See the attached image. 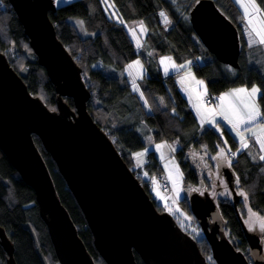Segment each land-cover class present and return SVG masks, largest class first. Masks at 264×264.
Segmentation results:
<instances>
[{
  "label": "trees",
  "instance_id": "16d2710c",
  "mask_svg": "<svg viewBox=\"0 0 264 264\" xmlns=\"http://www.w3.org/2000/svg\"><path fill=\"white\" fill-rule=\"evenodd\" d=\"M112 1L121 15L118 20L108 16L101 0H71L56 5L55 10L49 12L58 38L81 67L83 79L90 91L87 108L93 120L113 141L158 211L163 210L149 184L153 174L161 169V164L151 149L145 154L147 161L142 160L136 166L133 157V152L146 146L143 126L149 130L154 142L173 141L178 144L175 156L182 170L184 190L192 182H207L205 171L202 170L205 164L203 159L211 164L210 155L213 154L214 162L217 159L221 162L222 158L217 154L221 149L226 152L235 150L231 167L236 178L239 177L240 186L249 190L247 208L264 215V161L258 159L250 144L247 148H239L240 151L237 152L236 139L221 121L220 131L215 126L201 129V120L189 95L183 91L178 81L180 75L163 77L158 64L162 57L168 56L179 66L184 65L180 67L181 71L189 65L196 76L203 77L209 94H219L238 85L253 84L264 93V45L258 43L257 46H248L242 32L241 10L236 2L213 0L238 30L239 66L233 68L218 61L193 30L188 16L197 0ZM255 1L264 13V0ZM162 11L169 21L167 24L164 23V17L160 16ZM179 11L184 17L179 15ZM68 16H76L82 20L81 31L73 22L67 20ZM133 20L142 21L145 29L141 31L139 47L134 44L125 26L126 22ZM145 47L151 50L148 53L150 62L143 54ZM0 50L22 77L29 91L39 96L49 108H55L56 93L53 84L44 67L37 62L23 26L8 0H0ZM253 52L261 55V58L257 57L258 62L255 61ZM137 57L146 68L136 80L139 90L134 89L124 70L125 65ZM193 59L196 63L191 64ZM97 60L113 66L112 74L107 75L99 67L93 66ZM63 98L74 108L71 97ZM214 101L216 97L211 102L215 103ZM258 103L264 113V97ZM32 138L48 168L57 195L94 263L106 264L97 252L91 230L55 162L44 149L40 138L36 134H32ZM227 145L229 148H226ZM183 199L189 208L187 196ZM215 199L222 217L227 221L228 236L230 234L236 239V248L243 250L249 259L242 224L232 200L226 196H217ZM0 224L13 242L17 264H58L47 227L39 216L34 191L21 179L1 150ZM262 232L264 238V231ZM197 243L200 251L207 257L210 253L208 242L202 237ZM134 254L137 264H144L139 255L136 252ZM5 259L6 253L0 245V264H6ZM210 264L216 263L211 260Z\"/></svg>",
  "mask_w": 264,
  "mask_h": 264
},
{
  "label": "water",
  "instance_id": "95a60500",
  "mask_svg": "<svg viewBox=\"0 0 264 264\" xmlns=\"http://www.w3.org/2000/svg\"><path fill=\"white\" fill-rule=\"evenodd\" d=\"M28 37L37 62L56 93L49 108L31 93L0 50V150L35 195L60 264H95L61 203L48 168L35 145L36 134L55 162L91 230L93 244L106 264H210L197 242L166 211H158L127 166L113 141L87 108L90 91L81 67L58 38L49 17L54 0H8ZM189 22L218 61L239 66L240 42L234 23L213 0H197ZM168 57V56H164ZM162 57V58H164ZM158 62L163 77L181 72L171 61ZM173 63L176 67H173ZM167 69V71L165 70ZM71 97L74 108L64 100ZM224 164L218 161V167ZM229 173L234 187V171ZM236 193V191H235ZM189 206L208 241L216 264H264L263 232L249 230L240 216L249 259L227 236V221L205 189L188 192ZM238 213L237 200L233 196ZM0 245L6 264H17L14 245L0 224Z\"/></svg>",
  "mask_w": 264,
  "mask_h": 264
},
{
  "label": "rangeland",
  "instance_id": "374dc122",
  "mask_svg": "<svg viewBox=\"0 0 264 264\" xmlns=\"http://www.w3.org/2000/svg\"><path fill=\"white\" fill-rule=\"evenodd\" d=\"M54 1H55L56 5L64 4V1H62V0H54ZM69 1H71V0H69ZM234 1L236 2L239 9L241 10L242 22L244 23L243 28H242V32L245 36V39L247 41L248 46H250V43H249L250 35H249V33L251 32L253 27L257 28L258 30L264 28V13L256 1H255V3H256V6L259 8V11H255L253 9L252 5L249 3V0H243V5L241 3H237V0H234ZM101 2L104 6L105 12L108 14L109 17L114 18L116 20H118L121 17V15L116 10L112 0H101ZM245 7H247V10H248L247 15L245 14ZM179 15L181 17H184L180 11H179ZM184 19L186 20V18H184ZM67 20L73 22L76 25V27L81 31L82 20L79 17L68 16ZM125 26L127 27V30L129 32L134 44L137 46V41H139V44H140V40L142 38V33H141L142 28L140 26V22L133 20L130 22H126ZM251 38L258 41V37L255 36L254 32H251ZM251 45L257 46L258 42L252 43ZM148 53H151V50L148 47H145L143 50V54H144L145 58L147 59V61L150 62L151 59H150ZM253 54H255V56H256L255 61L258 62L257 57L261 58V55H256L255 52H253ZM242 56L245 57V54H243ZM137 60L140 61V66H134L133 68L130 69L128 67V65L133 64V62L137 61ZM93 66L99 67L107 75H111L112 70L114 69L113 66L107 65V64L101 62L100 60L95 61L93 63ZM186 68L192 70V67H190L189 65ZM124 70H125L126 75L129 77L131 83L133 84V81H135V85H136V80L142 76V74L146 71V68L143 67L140 58L137 57V58L131 60L129 63H127L124 67ZM180 73H177L176 75H178ZM188 75L189 74H186V73L183 74V76L185 78H187ZM192 75H194V77H197L196 74H194L193 72H192ZM184 77L180 78L181 81L178 80L183 88H184L183 82H185ZM200 78H203V77H200ZM253 85L257 86L256 84H253ZM253 85H251V86L238 85V86H241L242 88H251ZM196 88H197V86H192V89H196ZM185 91L187 92L186 89H185ZM187 94L189 95L188 92H187ZM189 98H190V95H189ZM208 98H209V89H208V91H206V93L204 92V93L198 95V100H199V102L203 103V106H204L203 108L209 112H214V110H211V108H210V104L212 102L209 101L208 103H210V104L207 103L206 99H208ZM212 116H213L212 119H207V121L216 120L217 116H214V115H212ZM209 124H211V123H209ZM204 127L205 126L203 124L201 129H203ZM230 131H231V129H230ZM143 136H144V140L146 141V138H147L146 134L143 133ZM174 143L175 142H173V141H169V142L161 141L160 142L161 145H163L164 147H167L168 150L171 152H172L173 145L175 146ZM249 144L253 147V149H254V151H255L258 159H259V157H260L259 153L257 152V150L255 149V147L252 145L251 142ZM176 145H178V144H176ZM177 148H178V146L175 148L173 154H171V153L164 154L163 153L161 155V160H163L160 162L161 169L153 174V176L151 177V181H150L149 185H150V189L152 191V194H154L159 201V204H160L159 206H160L161 210L169 212L174 217L177 225H179V227L182 230L189 233L192 236V238L197 242V240L199 241L201 239V235L203 233L200 230V227H199V225L195 219L196 217L192 214L191 209H189L190 207L188 208L187 204L185 203V201L183 199V197L185 195L183 193L184 188L182 185V177H183L182 176V170L180 168L178 158H176V156H175V151L177 150ZM226 148H229V146L227 145ZM140 151L142 153L144 152V150H140ZM141 152H139V153H141ZM230 152L235 153L234 151L226 152L224 150V153H225L227 159H224V161H223V158H222L221 162H223L226 166H228V160L232 161V159L235 156V155L231 154ZM217 154H219V153H217ZM136 158H138V157L136 156ZM141 158L145 161H147V159H148L147 156H144V155ZM210 159L212 160L211 164L209 162L207 163L203 159L204 163L208 164V167L205 169V172L207 169H210L212 166L214 169H215V167L216 168L218 167L217 162L216 163L214 162V155L213 154L210 155ZM214 163H215V165H214ZM224 164H221V166L218 169L214 170L215 171L214 173H216L215 179L217 180V183L222 187V190L219 189L217 191L216 190L217 187L214 184H210L209 186H207L208 192L211 195H213V197H215V198L217 195L220 198H222V196H220L219 193H223L222 195H225L226 197H229V195H230V193L228 192L230 190L228 189L227 184H226L225 180L223 179V176L217 174V173H219L218 170L222 169ZM133 167H135V166H133ZM230 168L232 169V167H230ZM234 174H235V172H234ZM205 176H206L207 183L211 182V179H209L210 177H209L207 172L205 173ZM234 179H235L234 187H237L236 189H237L238 194L241 192V190L247 194L249 192V190H247L244 187H241L240 184L236 183V174L234 176ZM185 190L188 192L190 189H185ZM238 202H241L242 204L241 203H240V205L237 204V209L239 208L237 215L240 214L245 226L247 228H250V225H251L252 229L259 227V223L257 222V218L252 214V212H254V211L248 209L247 205L245 204L246 202H248V199H245L244 196L239 195ZM254 213H257V211ZM238 218H239V216H238ZM227 236H228V231H227ZM228 237L233 244L236 242V239L234 237L230 236V234ZM234 246H235V244H234ZM210 258L211 257H210V253H209V255L207 256V261L209 263L211 261ZM58 264H60L59 261H58Z\"/></svg>",
  "mask_w": 264,
  "mask_h": 264
},
{
  "label": "snow or ice",
  "instance_id": "6c2138e0",
  "mask_svg": "<svg viewBox=\"0 0 264 264\" xmlns=\"http://www.w3.org/2000/svg\"><path fill=\"white\" fill-rule=\"evenodd\" d=\"M237 3H241L243 5V0H237ZM249 3L252 5L253 9L255 11H259V8L256 6L255 0H249ZM248 10L247 7H245V14L247 15ZM160 16L164 17V23H169L166 14L162 11L160 12ZM140 26L142 30H145L143 28V22H140ZM251 32L255 33V36L258 37V41L251 38ZM250 35V45L252 43L258 42L261 45H264V28L257 29L255 27L252 28ZM138 47L139 41H137ZM165 61H171V57H164L162 58V63ZM134 66H140V61H134L133 64H129L128 67L131 69ZM173 67H176V65L173 63ZM179 67H184V65H180ZM167 71V69H165ZM198 84H203V81H197ZM134 89L139 90L138 86L135 85V81H133ZM141 97H143V93H140ZM264 97V93H261V90L253 85L251 88H237L232 89L228 93L222 94L219 99L224 102L227 101V105L225 106L223 103L220 105L221 112L220 115L222 116L223 120L226 121L228 124L231 125L232 130L236 132L237 136L240 137L241 141V148H247L248 142L247 138L245 137L244 133L240 131L241 126L245 125H253L257 120H260L264 118V113L261 111V107L258 103V100L260 98ZM203 122V121H202ZM208 123L213 124L218 131H220V122L215 120L207 121ZM261 130H264V123H261L259 125ZM251 128L245 127L244 132H250ZM255 136V133H253ZM257 142L260 144L261 151L264 152V139H261L260 137H257ZM163 145H156L157 149L161 148ZM240 149H237V152H239ZM236 153H233L235 155ZM137 157H142L144 153H136ZM221 156V158L227 159L224 149L220 150V153L218 154ZM215 159V157H214ZM261 161H264V155H261L259 157ZM228 166L231 167V160H228ZM236 183L239 184V177L236 178ZM193 191H200L199 189H193ZM201 194H203L201 192ZM239 195L244 196L245 199H247V194L244 193L242 190L239 193ZM255 216L256 214L253 213ZM257 222L259 223V227L261 231H264V217H257ZM251 229V225L250 228ZM195 231V230H194ZM211 259V258H210Z\"/></svg>",
  "mask_w": 264,
  "mask_h": 264
},
{
  "label": "crops",
  "instance_id": "0c3cea01",
  "mask_svg": "<svg viewBox=\"0 0 264 264\" xmlns=\"http://www.w3.org/2000/svg\"><path fill=\"white\" fill-rule=\"evenodd\" d=\"M62 1H64V3H65V2H67L69 0H62ZM242 24L244 25L243 22H242ZM192 72H193L192 70L186 68L184 71H181V74H179V75H180V78H183L184 77L183 76L184 73L189 74L187 76V78L184 77V79H185V82H183L184 83V88L187 90V92L190 95V101H191V103L193 105V108L195 109L196 113L198 114L199 119L201 120V126L203 124H204L205 127L206 126H214L213 124H209L206 121H207V119H212V117H213L212 115L217 116L215 121H221L224 125H226L228 128L231 129V134L236 139L238 148H241L240 137L237 136L236 132L232 130L231 125L228 124L226 121H224L222 116L220 115V112H221L220 105L223 103L226 106L227 105V101L222 102L219 99V97L222 94H224V93L230 92V90H232V89L242 88L241 87L242 85L225 89L222 92H220L219 94L217 93L216 101H214L215 103L210 104V108H211V110H214V112H209V111H207L206 109L203 108L204 107L203 103L199 102V100H198V95L199 94H202L204 92L206 93V91H208L207 84H206V82H205V80L203 78H200L199 76L194 77V75H192ZM197 81H203L204 83L203 84H198ZM192 86H197V88L196 89H192ZM184 88H183V91L187 94V92L185 91ZM261 123H264L263 119L257 120L253 125H245V126H241V128H240V131L243 132L245 137L247 138L248 144L251 142L254 145L255 149L257 150V152L259 153L260 156L264 155V152L261 151L260 144L257 142L256 138L260 137L261 139H264V130H261L260 127H259V125ZM245 127L251 128V131L250 132H244V128ZM142 132L145 133L146 136H147L146 141H145V145L146 146H145V148H142V150H144V152H143L144 156H145L146 152L149 149H151L153 151L154 155L158 158L159 162L163 161V160H161V155L163 153L164 154H169V153L173 154L175 148L178 146V145H176L177 143L175 142L174 143L175 146L173 145L172 152L169 151L168 148L164 147V146H162L161 148L157 149L156 145H161L160 144L161 141L160 142H154L152 140V137H151V134H150L149 130H147L145 126L142 127ZM253 133H255V136L253 135ZM139 152H141V151L137 150V151L133 152V157H134L135 163H136L135 166L138 165L139 163H141L142 160H143L141 157L136 158L135 154L139 153ZM234 152H235V150H234ZM245 204L247 205V202ZM252 211L256 212L255 210H252ZM254 212H252V214ZM257 213H255L256 214L255 215L256 218L264 216V215H261L259 213L257 214Z\"/></svg>",
  "mask_w": 264,
  "mask_h": 264
},
{
  "label": "flooded vegetation",
  "instance_id": "af4514ba",
  "mask_svg": "<svg viewBox=\"0 0 264 264\" xmlns=\"http://www.w3.org/2000/svg\"><path fill=\"white\" fill-rule=\"evenodd\" d=\"M218 159H217V163H218ZM208 166H206L205 164L203 165V169L202 170H204L205 171V169L207 168ZM215 167V166H214ZM219 167H215V169L213 168V166L210 168V169H207L206 170V172L208 173V175H209V179H211V182H209V183H207V182H203V181H201V182H199V183H194V182H192V185H190L188 188H186V189H190L188 192H190V191H192L193 190V188L194 189H199L200 191H198L200 194H201V192L203 193L204 192V190L206 189L207 190V186H209L210 184H214L217 188H216V190L218 191L219 189L220 190H222V187L217 183V180L215 179V174L216 173H214L215 171L214 170H216V169H218ZM205 172V173H206ZM218 172L219 173H217V174H219V175H222L223 176V179L225 180V182H226V184H227V187H228V189L230 190V191H228L229 193H230V195H229V197H230V199L232 200V202L234 203V199H233V196L236 198V200H237V204H239L240 205V203L241 202H238V199H239V195H238V192H237V187H232L231 188V185H232V183H231V180L229 179V173H228V171L226 170V168H222V169H219L218 170ZM204 173V174H205ZM198 184V185H197ZM235 191H236V193H235ZM188 192L186 191V190H184L183 191V193H184V195H186L187 196V202H188V204H189V197H188ZM207 192H208V190H207ZM209 193V192H208ZM223 193H219V195L220 196H222V197H224L225 195H222ZM209 196H211V197H213V195H211L210 193H209ZM218 196V195H217ZM217 196H216V198H217ZM219 197V196H218ZM213 199H214V201L216 202V199H215V197H213ZM216 204H217V206H218V203L216 202ZM242 204V203H241ZM234 205V204H233ZM196 219V218H195ZM197 221V220H196ZM197 223H198V221H197ZM198 225H199V223H198ZM200 227V226H199ZM252 229V228H251ZM257 231H261L260 230V227H256L255 228ZM200 230H201V228H200ZM202 231V230H201ZM186 232V231H185ZM202 233H203V231H202ZM189 234V233H188ZM190 235V234H189ZM191 236V235H190ZM192 237V236H191ZM202 237H204V239L206 240V238H205V236H204V234H202L201 235V238ZM207 241V240H206ZM208 242V241H207ZM208 245H209V243H208ZM209 250H210V257H211V260L212 261H214L213 259H212V251H211V248H210V245H209Z\"/></svg>",
  "mask_w": 264,
  "mask_h": 264
},
{
  "label": "built area",
  "instance_id": "2783aa9c",
  "mask_svg": "<svg viewBox=\"0 0 264 264\" xmlns=\"http://www.w3.org/2000/svg\"><path fill=\"white\" fill-rule=\"evenodd\" d=\"M191 64L192 63H196V60L195 59H193V60H191V62H190ZM216 97V94L215 93H210L209 94V98L208 99H206L208 102L209 101H212V100H214V98ZM231 154H233V153H231Z\"/></svg>",
  "mask_w": 264,
  "mask_h": 264
},
{
  "label": "bare ground",
  "instance_id": "6f19581e",
  "mask_svg": "<svg viewBox=\"0 0 264 264\" xmlns=\"http://www.w3.org/2000/svg\"><path fill=\"white\" fill-rule=\"evenodd\" d=\"M203 254V253H202ZM203 256L206 258V260H207V257L203 254Z\"/></svg>",
  "mask_w": 264,
  "mask_h": 264
},
{
  "label": "clouds",
  "instance_id": "9594fccd",
  "mask_svg": "<svg viewBox=\"0 0 264 264\" xmlns=\"http://www.w3.org/2000/svg\"><path fill=\"white\" fill-rule=\"evenodd\" d=\"M216 95H217V93H216Z\"/></svg>",
  "mask_w": 264,
  "mask_h": 264
}]
</instances>
